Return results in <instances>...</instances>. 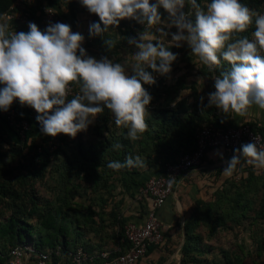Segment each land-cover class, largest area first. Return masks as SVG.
Wrapping results in <instances>:
<instances>
[{"label": "trees", "instance_id": "obj_1", "mask_svg": "<svg viewBox=\"0 0 264 264\" xmlns=\"http://www.w3.org/2000/svg\"><path fill=\"white\" fill-rule=\"evenodd\" d=\"M37 1L43 3L46 0ZM48 1L58 8L59 14H63L70 0ZM75 1L76 10L80 11V2ZM16 2L17 0H0V20L9 11L17 9V7L13 8ZM210 2L211 0H197L204 10ZM260 2V0H241V3L259 14L261 13L257 9ZM186 10L191 9L186 7ZM160 11L163 13V9ZM93 21H99L96 14ZM119 27L128 37H138V33L144 30L145 25L135 20L124 19ZM153 27L149 29L152 30ZM254 31L255 17L253 24L245 32L233 35V40L245 36L252 39ZM82 47H84L83 43ZM84 48L87 52L91 51L90 55L93 54L90 47ZM179 49L180 47H169V50ZM261 54L264 55V52ZM229 67L228 62L222 60L220 67L209 69L208 73L215 78V75L228 70ZM157 74L153 72V75ZM161 79L147 87L153 99L146 113L148 129L143 134H138L139 139L133 141L127 138L128 129L117 127L115 120L110 119L109 110L105 108L96 118L91 130L92 134L100 137L98 142L85 146L81 134L78 133L80 142L74 156H67L65 153L69 145V136L66 134L63 138L66 146L51 151L48 141L53 137L42 133L36 120L37 113L33 112V108L22 106L18 100L12 104L19 118L30 122L31 127L25 141L16 128L0 113V203L5 206L0 209V264H10L13 248L25 243H33L43 251L61 246L63 253L54 257L53 264H75L69 251H75L82 246L90 256L95 253L89 242L85 240L86 230L100 236V246L113 244L114 247L111 249L113 257L122 253L115 251L119 246L122 247L123 252L128 250V242L123 243L127 223L117 210V202H114L117 190L116 178L129 176V184L143 185L151 177L148 176L144 183L139 178L141 173L147 172L155 164H162L161 174L168 160H176L183 154L192 152L196 147V134L200 128L205 125L218 127L233 125L230 121L231 115L219 117L214 111L216 107L208 106V99L204 98L203 102L194 100L189 104L186 97L179 99V91L184 85L167 84L168 76H163ZM192 111L202 112V115L193 116ZM185 113H189V116L184 115ZM251 126L255 131L264 134V129ZM18 144L27 150L25 158L23 157L20 163L23 168L13 167L5 160L15 155V147ZM115 144H120L122 147L115 149L113 148ZM17 151L18 155L23 152L22 149ZM61 155L67 156V161L64 162ZM129 155L133 158L139 156L145 166L124 168L119 171L107 166L110 161L124 162ZM56 157L63 161L62 168L65 171L59 172V175L65 184V190L67 193L75 194L74 198L76 195L86 197L89 200L86 207L78 205L76 208L66 197L63 199L57 197L59 204L55 201L54 203L47 201L42 207L37 194H32L31 187L34 186L31 182L44 179L52 159ZM245 167L248 172L240 169L231 177H221V174H216L214 177L218 176V179L212 182L216 187L213 198L195 200L186 221L187 237L181 250L180 264H245V257L250 254L245 244L238 242L235 248L228 249L218 245L217 241L222 238L224 232L234 233L238 228L247 227L248 221L256 226V231L253 230L256 234L251 235L257 243L258 255L264 252V236L259 237L257 233L258 230L264 231V170L257 171L249 165ZM14 169L22 173L15 182L12 180L17 176ZM217 172L219 173L220 169ZM144 199L141 200L143 212L148 213L149 202L148 199ZM112 200L113 208L107 212L106 207ZM97 206L99 210H96ZM8 211H11L12 215L2 220L4 213ZM33 218L36 219L34 224L31 222ZM103 249L104 246H101L98 254ZM102 263L103 259L96 256L93 261L87 259L82 264Z\"/></svg>", "mask_w": 264, "mask_h": 264}, {"label": "clouds", "instance_id": "obj_2", "mask_svg": "<svg viewBox=\"0 0 264 264\" xmlns=\"http://www.w3.org/2000/svg\"><path fill=\"white\" fill-rule=\"evenodd\" d=\"M79 2L99 17L89 25L92 37H104L111 26H119L124 19L145 25L138 37L127 38L137 49L130 72L108 55H89L82 47L84 36L74 33L68 24L49 21L41 31L30 21L29 31L17 32L10 30L8 23H0V109L6 112L18 100L22 106L35 109L43 134L55 137L63 133L75 138L106 108L117 127L128 129L127 138L139 139L138 134L148 129L146 113L153 99L144 85L157 83L153 72L169 75L179 55L148 31L157 25L161 37H171V46L179 48L186 43L208 69L220 67L222 60L230 65L214 78L215 90L207 94L209 107L240 117L247 116L253 104L264 109V15L241 0H211L206 10L197 0ZM254 17L252 39L233 40L235 33H243L253 24ZM173 28L176 31H171ZM104 45L111 52L115 41L104 39ZM70 84L80 88L68 99ZM241 161L264 169V145H258L256 137L234 149L233 156L224 161L223 174L231 177ZM107 166L119 171L145 165L139 156L129 155L124 162L110 161Z\"/></svg>", "mask_w": 264, "mask_h": 264}, {"label": "built area", "instance_id": "obj_3", "mask_svg": "<svg viewBox=\"0 0 264 264\" xmlns=\"http://www.w3.org/2000/svg\"><path fill=\"white\" fill-rule=\"evenodd\" d=\"M15 7H17L15 11H9L0 20V23H8L12 31H29L28 23L30 21L36 23L41 31L46 29L49 21L63 23L58 8L48 0L43 3H38L37 0H17L13 8L15 9ZM46 9H50L51 12L46 11ZM154 77L156 81L160 79L159 74L154 75ZM69 87L72 91L69 93L68 99H71L79 92L80 85L70 84ZM33 112L37 113L35 109H33ZM0 113L6 117L9 123L16 128L22 139L25 140L31 127L30 122L27 119H20L17 110L12 106L6 112L0 109ZM62 135L63 133L58 134L50 141L61 138ZM254 137L257 138L258 145H264V134L255 131L246 122L229 127L205 125L200 128L196 134L195 149L192 152L183 154L176 160H168L162 173L151 177L141 188L139 199L151 198L152 206L142 224L129 222L126 225L123 243L128 242V250L123 252L121 246L117 247L115 251L122 253L115 257H113L112 251L101 252L97 256L103 259L102 264H139L152 245L162 244L166 240L163 224L158 219L156 210L174 193L180 177L201 166L205 156L211 149L219 147L236 149L244 143L253 141ZM49 146L51 151L55 149L50 143ZM62 253L61 246L43 251L33 243H25L13 248L10 264H53L54 257L61 256ZM69 255L75 264H82L87 259L93 261L95 258L91 257L83 247H79L75 251H69Z\"/></svg>", "mask_w": 264, "mask_h": 264}, {"label": "crops", "instance_id": "obj_4", "mask_svg": "<svg viewBox=\"0 0 264 264\" xmlns=\"http://www.w3.org/2000/svg\"><path fill=\"white\" fill-rule=\"evenodd\" d=\"M75 2V0H70L68 3V8H66L63 14L60 13L63 23L70 25L74 33H80L78 32L80 25L84 28L86 32L82 31V33H80L85 38L82 43L84 47H90V49L93 51L91 56L99 58L102 55H108L111 59H113V61H115V59L117 60V48L123 44V41L128 40L127 33L123 29H117V26H112V28H110L109 31L104 34V37H89V25L93 20L90 17V14L87 12V9L85 11L76 10ZM83 12L86 14L84 15ZM104 39H112L115 41V47L111 52L106 51ZM121 39H123V41H121ZM87 53L90 55L91 51ZM179 95L181 96L182 93H179ZM185 97L187 98V103L189 104L194 101L193 98L191 99V95L181 96L179 99L181 100ZM214 111L219 117H226V115L222 114L218 108H216ZM109 114L110 119L114 120V117L111 115L110 111ZM198 114L202 115V112L200 113L198 111H192L193 116ZM184 115L189 116V113H185ZM98 117L99 115L96 118ZM230 118V121L233 125H239L246 122L255 126L256 129H264V109L255 104L249 108L247 116L240 117L233 113L231 114ZM93 126L94 123L89 125L87 131H91ZM87 131H81L79 134L85 133ZM74 139H76V137L72 138L69 136L68 141H72ZM221 154L223 159L221 158ZM233 154L234 149L226 150L222 148H213L208 152L201 166L192 169L180 177L176 184L174 193L162 206L158 207L156 210V215L163 224L166 240L162 244L152 245L148 250L147 255L140 260L139 264H180L182 257L181 250L186 242L187 237L186 221L189 216L188 213L191 211L192 205L196 199L211 200L213 198L216 187L212 185V182L213 180L218 179V176H214H216V174H221V177H227L223 174L224 161L230 159ZM245 166H247V164L241 161V164L237 165V169L233 175L240 169L246 170L247 167ZM250 167L254 168V166ZM161 169L162 164H155L147 172L143 174L141 173L139 178L145 183L148 176V178H150L159 175ZM219 169L220 172L218 173L217 171ZM256 170L262 171L264 169ZM246 172H248V170H246ZM128 181H130L129 176H125L122 179L116 178L115 183L117 185V190L115 191L116 196L114 202H117V210L123 217L124 222L127 224L129 222L142 224L146 219L147 213L143 212L139 194L141 188L145 184L136 186V184H129ZM145 199H148L149 210L152 206V200L151 198L147 197ZM111 202L109 206L106 207L107 212H110L113 208V200ZM85 240H87L89 245L92 246V249H94L95 253H93L91 257H96L98 255L101 246H104V249L101 252L107 250L112 251L111 249L114 247L113 244H104L100 246V236L89 230L85 231Z\"/></svg>", "mask_w": 264, "mask_h": 264}, {"label": "rangeland", "instance_id": "obj_5", "mask_svg": "<svg viewBox=\"0 0 264 264\" xmlns=\"http://www.w3.org/2000/svg\"><path fill=\"white\" fill-rule=\"evenodd\" d=\"M260 1L261 2L259 3L257 10H259V12L262 15H264V0H260ZM79 9L85 11L87 8L82 6L80 3ZM87 12L90 14L92 20H94V14L90 13L89 11ZM83 14L85 15L86 13L83 12ZM93 22L94 21H92L91 23ZM158 27L160 26L157 25L153 27L152 30H150L151 28L148 29V31H150L156 37L157 40L162 39L165 46L171 47L172 44L171 37L170 36L161 37L160 33L156 30ZM119 28L120 27L117 26V29ZM82 31L86 32L84 28L80 25L78 28V32L82 33ZM171 31H176V29L173 28ZM121 41H123V39H121ZM135 51H137V49L135 48L134 45H129L128 40L123 41V44H121L117 48V60L115 59L114 62L121 63L125 67L126 71L130 72V66L132 63H134ZM170 51H172L173 53H178L179 55L177 60L173 62L172 72L169 75H167L168 79L166 83L170 85H180V86L184 85L181 91H179L180 94L182 93L181 96L191 95V99L193 98L194 100L196 101L198 100L199 102L201 101V97L208 99L207 94L209 92L214 91V86H213L214 77L209 75L208 73L209 69H207V66L203 65V63L200 62L197 57L191 54V50L186 43L184 44L183 47H180L179 50H170ZM216 76L217 75H215V77ZM161 78H163L162 75H160V79ZM148 86L149 85L147 84L144 85L146 89ZM152 108H154L153 105ZM81 136L85 146L90 144H96L100 138L92 134L91 131L82 133ZM63 138H64V134L62 135L61 138H57L52 141L49 140L48 144L50 143L55 147V150H58L59 148L66 146L65 145L66 142L63 141ZM79 142H80V135L76 136V139L72 141H68L69 145L66 148L67 151H65L67 156H71V155L74 156V154L77 152L76 149ZM15 148H16L15 155L9 156L5 160L13 167L16 166L17 168H23L21 167L22 164L20 163L22 162L23 157L25 158V154L27 150H25L26 148H24L21 144L16 145ZM18 149H22L23 152L21 153V155H18V151H17ZM67 156L65 157V155H61V157L64 158L63 159L64 162L67 161L66 159ZM63 161L57 157L52 159L48 167V172L45 175V178L42 180L38 179L34 182H31L33 183L34 186V188L31 187L33 189L32 194H37V197L39 198L42 207L47 203V201L50 202L53 201V203L55 201L56 203L59 204L57 197H61V199L66 197V199L71 202L70 204H72L76 208H78V205H81V207L83 206L86 207L89 201L86 197L76 195V197L74 198L75 194L67 193V191L65 190V184H63V182L60 179L61 176L59 175V172L65 171V169L62 168ZM15 174L17 176L13 177L14 179H12L14 182L17 180V178L22 176V173L17 170H15ZM3 208H5L4 204L0 203V209ZM95 208H97L98 210L99 207L97 206ZM4 214L5 216L4 218H2V220L5 218L7 219V217L11 216L12 212L8 211L7 213ZM31 222L33 224L36 223V219L33 218ZM255 228L256 226L250 223V221H248L247 227L238 228L234 231V233L224 232L221 235L222 238H220L219 241H217L218 245L231 249V248H235L238 242L240 244L243 243L250 250V254L245 257V264H264V252L261 255H258V252L256 251L257 243L252 238V235L254 236L256 234L255 232H253V230L256 231ZM257 233L260 235L259 237L264 236V231L262 230H258Z\"/></svg>", "mask_w": 264, "mask_h": 264}, {"label": "water", "instance_id": "obj_6", "mask_svg": "<svg viewBox=\"0 0 264 264\" xmlns=\"http://www.w3.org/2000/svg\"><path fill=\"white\" fill-rule=\"evenodd\" d=\"M185 236H186V234H185Z\"/></svg>", "mask_w": 264, "mask_h": 264}]
</instances>
